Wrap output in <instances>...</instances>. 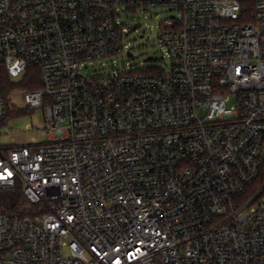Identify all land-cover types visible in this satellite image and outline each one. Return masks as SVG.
I'll return each instance as SVG.
<instances>
[{
  "label": "built area",
  "instance_id": "obj_1",
  "mask_svg": "<svg viewBox=\"0 0 264 264\" xmlns=\"http://www.w3.org/2000/svg\"><path fill=\"white\" fill-rule=\"evenodd\" d=\"M157 6L169 68L83 71ZM30 66L45 140L0 146V264H264V0H0V121Z\"/></svg>",
  "mask_w": 264,
  "mask_h": 264
},
{
  "label": "rangeland",
  "instance_id": "obj_2",
  "mask_svg": "<svg viewBox=\"0 0 264 264\" xmlns=\"http://www.w3.org/2000/svg\"><path fill=\"white\" fill-rule=\"evenodd\" d=\"M177 14V11L168 6L150 7L146 11L124 10L121 20L131 28L127 40L132 56L128 57L125 52H120L110 59L91 62L83 71L88 74L109 73L113 64L119 68L125 66L132 69L152 66L169 68L171 59L158 40L159 23ZM24 94L23 89H16L9 95L16 109H27L28 112L12 115L0 125V146L26 145L33 141L45 140L42 131L45 126V111L42 107L30 109ZM226 105H234V100L228 101Z\"/></svg>",
  "mask_w": 264,
  "mask_h": 264
},
{
  "label": "trees",
  "instance_id": "obj_3",
  "mask_svg": "<svg viewBox=\"0 0 264 264\" xmlns=\"http://www.w3.org/2000/svg\"><path fill=\"white\" fill-rule=\"evenodd\" d=\"M2 89L7 102V112L5 117L0 121V125L10 116L28 112L27 109H16L13 104L10 105L9 95L15 89L36 90L41 87L39 72L36 66H30L26 72L17 80L12 81L6 74L1 79ZM11 146V145H3ZM22 200L20 189L17 187L10 190H0V210L18 204Z\"/></svg>",
  "mask_w": 264,
  "mask_h": 264
},
{
  "label": "water",
  "instance_id": "obj_4",
  "mask_svg": "<svg viewBox=\"0 0 264 264\" xmlns=\"http://www.w3.org/2000/svg\"><path fill=\"white\" fill-rule=\"evenodd\" d=\"M128 55H131V52H128Z\"/></svg>",
  "mask_w": 264,
  "mask_h": 264
}]
</instances>
